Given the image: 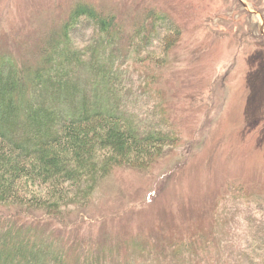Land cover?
Here are the masks:
<instances>
[{
	"label": "rangeland",
	"instance_id": "374dc122",
	"mask_svg": "<svg viewBox=\"0 0 264 264\" xmlns=\"http://www.w3.org/2000/svg\"><path fill=\"white\" fill-rule=\"evenodd\" d=\"M78 3L122 33L108 43L85 17L71 29L87 94L175 142L147 168L111 169L65 223L0 217L65 264H264V0H0V61L36 65Z\"/></svg>",
	"mask_w": 264,
	"mask_h": 264
},
{
	"label": "trees",
	"instance_id": "16d2710c",
	"mask_svg": "<svg viewBox=\"0 0 264 264\" xmlns=\"http://www.w3.org/2000/svg\"><path fill=\"white\" fill-rule=\"evenodd\" d=\"M81 17L108 43L120 40L116 17L78 3L62 27L46 35L36 65L0 61V206L25 213L24 218L32 214L65 223L73 210L87 206L111 169L147 168L175 142L170 133H139L131 117L87 94L91 84L81 75L90 68L85 64L77 71L82 58L70 39ZM101 51L113 55L110 47ZM107 88L95 87L100 93ZM14 222L0 217V264H65L64 255L32 244L34 233L16 229Z\"/></svg>",
	"mask_w": 264,
	"mask_h": 264
}]
</instances>
